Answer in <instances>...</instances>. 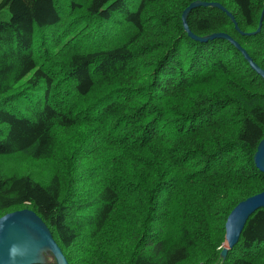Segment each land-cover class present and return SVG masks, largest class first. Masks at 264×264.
Returning <instances> with one entry per match:
<instances>
[{"label": "trees", "instance_id": "16d2710c", "mask_svg": "<svg viewBox=\"0 0 264 264\" xmlns=\"http://www.w3.org/2000/svg\"><path fill=\"white\" fill-rule=\"evenodd\" d=\"M192 1L0 0V216L35 210L70 264H264V208L221 254L264 189V78L188 34ZM204 1L238 27L200 5L190 29L264 68V0ZM26 154L44 176L5 167Z\"/></svg>", "mask_w": 264, "mask_h": 264}, {"label": "water", "instance_id": "95a60500", "mask_svg": "<svg viewBox=\"0 0 264 264\" xmlns=\"http://www.w3.org/2000/svg\"><path fill=\"white\" fill-rule=\"evenodd\" d=\"M200 5L215 6L225 11L238 27L233 13L219 1L194 0L183 11L182 19L188 34L197 40H208L214 37L229 39L242 51L250 65L264 78V68L250 56L245 47L230 34L216 32L208 35H197L189 27L188 16L191 10ZM261 21L256 33L261 29ZM256 167L264 172V137L258 143L254 153ZM264 208V189L239 201L227 216L222 256L239 241L241 232L248 218L258 209ZM70 264L63 249L55 239L45 220L33 209L25 207L7 212L0 216V264H44L47 262Z\"/></svg>", "mask_w": 264, "mask_h": 264}, {"label": "rangeland", "instance_id": "374dc122", "mask_svg": "<svg viewBox=\"0 0 264 264\" xmlns=\"http://www.w3.org/2000/svg\"><path fill=\"white\" fill-rule=\"evenodd\" d=\"M27 154L24 156H21L20 158H22V160H16L14 158H9L8 162H4L5 159H2V162L5 163V167L8 169L12 168H17L16 166H25L26 167H30L32 169V171L34 172V175L36 176H44V168L47 167L48 163L45 164L43 161H39L36 162V165L34 163H30L31 161H27ZM21 164V165H20ZM50 167V166H49ZM55 167L57 168L58 165H55ZM53 168V167H52ZM69 255H71L70 259H77V257L74 255V252H72V250H67Z\"/></svg>", "mask_w": 264, "mask_h": 264}, {"label": "bare ground", "instance_id": "6f19581e", "mask_svg": "<svg viewBox=\"0 0 264 264\" xmlns=\"http://www.w3.org/2000/svg\"><path fill=\"white\" fill-rule=\"evenodd\" d=\"M209 6V5H208ZM199 7V6H198ZM230 17V16H229ZM243 231V230H242ZM242 233V232H241Z\"/></svg>", "mask_w": 264, "mask_h": 264}]
</instances>
